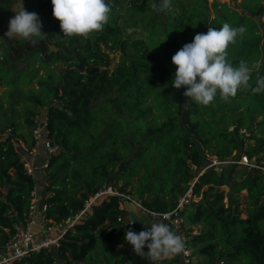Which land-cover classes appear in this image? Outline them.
I'll list each match as a JSON object with an SVG mask.
<instances>
[{
  "label": "trees",
  "instance_id": "16d2710c",
  "mask_svg": "<svg viewBox=\"0 0 264 264\" xmlns=\"http://www.w3.org/2000/svg\"><path fill=\"white\" fill-rule=\"evenodd\" d=\"M229 1L205 4L202 0H171L167 18L156 19L162 28L158 34L163 32L165 44L176 52L209 27L218 30L224 22L246 26L243 38L230 44L227 52L234 66L247 62L251 86L238 89L227 102L217 96L209 105L195 101L184 106L180 98L183 90L174 98L176 113L165 119L155 103L164 92L152 95L151 91L166 85L170 70L147 41L122 36L116 6H112L113 22L88 38L64 35L58 23L36 44L27 40L8 44L5 56L13 61L38 54L44 60L52 57L65 65L55 84L40 80V89L32 98L17 100L36 111L44 109L48 135L59 146L49 157L45 193L41 195L50 218L65 220L80 211L90 196L108 186L118 193L137 195L150 211H170L194 182L192 194L199 200L185 205L178 216L186 246L193 256H200L196 264H264V202L258 207L264 199V169L248 170L243 166L236 177L238 165L231 164L221 173L208 169L194 181L196 172L189 168V163L205 164L206 153L225 159L234 150L264 167V92L252 91L264 60V0ZM126 20L132 19L127 15ZM50 44L57 50L46 58ZM117 51L122 59L109 69L110 54ZM79 59L85 66L98 69L81 72L76 67ZM102 97L106 99L100 101ZM97 107L101 109L98 115ZM104 112L112 115L106 117ZM34 116V111L27 113L26 121L31 126ZM141 118L149 121L143 128L136 124ZM130 124L135 128L125 138L136 145L133 158L116 151L120 148L130 152V143L122 137ZM9 127L10 134L0 138V239L6 238L13 224L23 218L35 185L14 144V138L22 134L11 124ZM241 127L247 129V134L238 132ZM176 128L178 132L174 133ZM245 139L252 142L250 147H244ZM139 160L145 170L139 167ZM137 175L140 180L135 185L132 177ZM39 179H43L41 174ZM243 190L246 194H241ZM130 202L119 194L100 195L87 215L65 230L55 252L53 248L42 249L12 264H59L56 256L64 264H154L150 257L137 255L125 239L127 230L139 232L150 226L135 218L139 213L134 209L130 212L133 222H124L125 206ZM242 207L246 218L241 217ZM166 224L180 234L173 225ZM195 226L200 230L192 234ZM161 264H183L181 253Z\"/></svg>",
  "mask_w": 264,
  "mask_h": 264
},
{
  "label": "clouds",
  "instance_id": "9594fccd",
  "mask_svg": "<svg viewBox=\"0 0 264 264\" xmlns=\"http://www.w3.org/2000/svg\"><path fill=\"white\" fill-rule=\"evenodd\" d=\"M51 3L53 16L59 20L62 33L66 36L88 38L102 31L113 11L108 0H51ZM152 6L156 12L166 13L171 0H154ZM246 32L244 25L234 27L224 22L218 30L209 27L206 33L195 34L191 42L184 43L171 57L176 66L173 87L180 89L186 86L184 95L202 105L212 104L217 96L227 102L238 89L250 87L249 65L241 61L239 66H234L227 52L229 45L235 44L238 38L242 39ZM7 35L36 44L46 33L42 31L38 14L22 7L10 19ZM252 91L264 92V75L257 76ZM125 239L137 255L150 257L154 264H161L164 259L182 253L186 246L182 235L163 222H151L139 232L129 229Z\"/></svg>",
  "mask_w": 264,
  "mask_h": 264
},
{
  "label": "rangeland",
  "instance_id": "374dc122",
  "mask_svg": "<svg viewBox=\"0 0 264 264\" xmlns=\"http://www.w3.org/2000/svg\"><path fill=\"white\" fill-rule=\"evenodd\" d=\"M212 0H210L211 2ZM220 1H227L229 0H220ZM112 6H116L119 9L120 17L117 19V23L121 26V33L122 36H131L133 38H140L147 41L149 47L152 49L156 48L155 50L158 51V55L160 59H164L166 65L170 70V74L166 78V85L163 88H156L151 91L152 95H155L161 90H163L161 96H157L155 98V103L159 107L160 111L164 115V119L167 116H172L176 113L177 103L174 98L179 96V93L185 90L186 86L177 89L172 85L173 73L175 71V65L171 61L172 55L175 53L173 49H170L165 44L166 35L163 32H160L162 28L159 25V16L156 15V11L153 8L152 0H108ZM209 2V3H210ZM24 8L26 11L29 12H36L42 21V31L47 33L50 28L54 27L59 23V20L53 16L52 8L53 5L51 0H0V119L4 118V122L16 121L17 124L21 127L28 126L29 124L26 121L27 113L34 111L35 115H40L44 112V109H40L39 111L34 110L27 104H18L17 100L22 97L32 98L34 94L39 91V84L40 80H46L47 83L55 84L57 80L60 79L62 71L65 68V65L54 58H49L44 60L40 55L33 54L28 55L25 59L21 61H13L8 56H5L6 52L8 51V44L18 40L23 41V38H19L16 36H8L7 31L9 27V21L12 17L15 16L16 12L20 11L21 8ZM115 12L112 11V15L108 24L113 22ZM127 15L131 17V21L126 20ZM164 19V18H163ZM132 25H135L131 28ZM170 29V26H169ZM192 41V40H190ZM154 50V51H155ZM120 51L113 52L110 54L111 57V65L108 67L111 69L116 63L120 61L121 55L119 54ZM9 69H8V68ZM18 71V72H17ZM259 72L261 75H264V60H262ZM31 79V81L29 80ZM25 80H29L25 82ZM113 97L114 95L111 93L109 95ZM46 97H44L45 99ZM181 98V96H180ZM188 98V103L195 101L192 100L190 97ZM106 98L102 97L100 101L105 100ZM151 100L149 99V102ZM95 103H98L95 102ZM188 105V104H187ZM97 107L95 112L101 111ZM114 111H118L115 106H112ZM123 109V108H122ZM158 109V110H159ZM124 110V109H123ZM11 112L8 118L5 116ZM37 113V114H36ZM157 113V111H156ZM101 115V114H100ZM106 117H110L109 112H104ZM161 119V118H160ZM149 123L146 119H138L136 124H142L141 128L144 127L145 124ZM1 128V127H0ZM135 128L133 124L128 126V130L125 129V133L122 135L124 142L129 144L130 140L127 137L131 132L132 129ZM174 133L178 132V129L173 130ZM120 140V138H118ZM252 142L248 139L244 141V147H250ZM130 152H124L123 149L117 148V154L121 156L133 158L136 151V145L130 143L129 145ZM208 153H206L207 155ZM139 167H143L142 161L139 160ZM243 166H238L236 170V177L240 176L243 172ZM140 168L141 172L143 171ZM140 174V172H139ZM133 184H138L140 177L139 175L133 176ZM171 181V179H170ZM47 182L46 179H36L37 186L42 188L43 186V193H45V183ZM122 181L119 180L118 184H121ZM227 187H225L226 189ZM130 185L127 186V190H130ZM115 190V188H113ZM116 191V190H115ZM241 194H246V191L243 190ZM129 197L133 198L137 202L141 204L140 199L137 195H134L130 192L127 194ZM199 200L198 196H194L192 194L189 202H196ZM186 204V205H187ZM123 204H120V207ZM134 203L130 202L127 204L126 207V214L125 220L127 222H133L134 217L131 214V210H137L139 212V216L135 217L136 219L141 221H145L151 224V222H163L162 219L157 217H153L149 215L147 212L143 211L139 206L135 205ZM243 206V205H242ZM133 208V209H132ZM140 208V209H139ZM87 215V214H86ZM85 215V216H86ZM241 217L246 218V210L242 207ZM200 230L199 226H195V229L192 231V234L198 233ZM190 248V247H189ZM53 252H55V247H53ZM200 256H194V261L198 262ZM56 260L59 264H64V261L61 258L56 256ZM76 264H83V263H76Z\"/></svg>",
  "mask_w": 264,
  "mask_h": 264
},
{
  "label": "built area",
  "instance_id": "2783aa9c",
  "mask_svg": "<svg viewBox=\"0 0 264 264\" xmlns=\"http://www.w3.org/2000/svg\"><path fill=\"white\" fill-rule=\"evenodd\" d=\"M10 131L11 128L9 126L0 130V138L10 134ZM238 132L242 135L247 134V130L244 127L239 128ZM14 142L18 146L19 158L27 174L35 180V185L30 192V203L23 218L13 224V231L6 238L0 239V264H12L15 260H21L29 256L32 252H37L42 249H52L58 246L59 240L65 230L72 227L77 220L85 216L88 208L93 204L95 199L103 194H119L123 196L149 215L173 225L180 232V235L183 238L185 237L184 231L181 228L182 219L178 216V212L189 202L192 196V185L194 182L179 197L176 206L170 211H150L128 195L118 193L108 186L90 196L80 211L58 222L47 215L48 205L39 194V187L36 183L39 174L43 176V179L46 178L49 157L59 149L58 144L53 143L48 135L46 115L40 114L33 117L31 140L29 142L21 137L15 138ZM42 149L45 152L44 156H41ZM231 164L244 166L248 170L251 168L264 169V167L260 166L247 154H238L237 152L225 159L213 154H207L205 164L198 166L195 163H189V168L193 172H196L194 176L195 181L208 169H212L216 173H221L226 166ZM181 257L183 264H196L192 249L187 246H185L184 251L181 253ZM218 263H221V261Z\"/></svg>",
  "mask_w": 264,
  "mask_h": 264
},
{
  "label": "crops",
  "instance_id": "0c3cea01",
  "mask_svg": "<svg viewBox=\"0 0 264 264\" xmlns=\"http://www.w3.org/2000/svg\"><path fill=\"white\" fill-rule=\"evenodd\" d=\"M261 65V64H260ZM259 69H260V66H259V68H258V72H259ZM259 74H260V72H259ZM261 75V74H260ZM42 115H45V113L43 112V113H41ZM9 115H11V112L10 113H8L5 117L6 118H8L9 117ZM259 118V117H258ZM18 122H16V121H10V122H4V118L3 119H0V130H2V129H4V128H6V127H8L9 126V124H11L13 127H16L17 128V132H19V133H21L22 134V139H24V140H26V141H30L31 140V125L29 124L28 126H24V127H21L20 125H18L17 124ZM230 128H233V126H230L229 128H228V130L229 131H231L232 129H230ZM245 128V127H244ZM246 129V128H245ZM247 130V129H246ZM15 139V138H14ZM14 144H15V146H16V149H17V151H18V146H17V144L14 142ZM237 151L236 150H234L233 152H232V154L230 155V156H232L234 153H236ZM44 154H45V152H44V150L42 149L41 150V156H44ZM208 154H210V153H208ZM212 155V154H211ZM213 155H215V154H213ZM229 156V157H230ZM254 159V158H253ZM38 179H39V176H38ZM227 189V188H226ZM43 186H42V188L40 187V190H39V194L40 195H42V196H44V193H43ZM123 206V205H122ZM133 209V208H132ZM135 211H137L136 209H135ZM138 212V211H137ZM139 213V212H138Z\"/></svg>",
  "mask_w": 264,
  "mask_h": 264
},
{
  "label": "water",
  "instance_id": "95a60500",
  "mask_svg": "<svg viewBox=\"0 0 264 264\" xmlns=\"http://www.w3.org/2000/svg\"><path fill=\"white\" fill-rule=\"evenodd\" d=\"M202 1H203L205 4H209V2H210V0H202ZM155 16H160V17H162V18H164V19L167 18V14H166V13H159V12H157ZM56 50H57V47H56L55 45H53V44H50V45H49V50H48V52L45 54V57L48 58L49 55H50V53H51L52 51H56ZM119 54H120V53H119ZM70 55H72V53H70ZM76 67H77L81 72H86V73H92V72H94V71H96V70L98 69V67H96V66H95V67H92V68H89V67L85 66L84 63H83V61H82L81 59L78 60V64L76 65ZM181 101L183 102V105L186 106V105L188 104V98H187V96H185L184 94H182V96H181ZM263 202H264V199H263L262 202H260V204H259L258 207H260V206L263 204ZM124 222H127V221L124 220ZM104 246H105V248H107V243H106V242L104 243ZM145 252H147V251H145ZM115 264H116V263H115ZM211 264H213V262H212Z\"/></svg>",
  "mask_w": 264,
  "mask_h": 264
}]
</instances>
